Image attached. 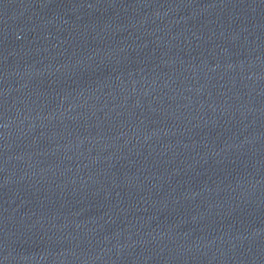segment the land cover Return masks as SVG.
Here are the masks:
<instances>
[{
	"label": "water",
	"instance_id": "1",
	"mask_svg": "<svg viewBox=\"0 0 264 264\" xmlns=\"http://www.w3.org/2000/svg\"><path fill=\"white\" fill-rule=\"evenodd\" d=\"M0 264H264V0H0Z\"/></svg>",
	"mask_w": 264,
	"mask_h": 264
}]
</instances>
